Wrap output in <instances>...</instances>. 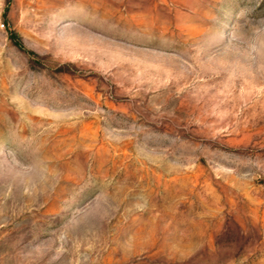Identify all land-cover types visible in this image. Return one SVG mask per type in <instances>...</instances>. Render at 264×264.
I'll return each mask as SVG.
<instances>
[{"label":"rangeland","instance_id":"rangeland-1","mask_svg":"<svg viewBox=\"0 0 264 264\" xmlns=\"http://www.w3.org/2000/svg\"><path fill=\"white\" fill-rule=\"evenodd\" d=\"M0 264H264V0H0Z\"/></svg>","mask_w":264,"mask_h":264}]
</instances>
